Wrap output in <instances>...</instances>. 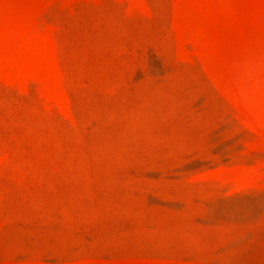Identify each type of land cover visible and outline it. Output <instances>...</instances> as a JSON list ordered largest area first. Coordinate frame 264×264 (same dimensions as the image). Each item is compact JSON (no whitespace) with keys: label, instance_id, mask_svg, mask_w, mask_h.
Segmentation results:
<instances>
[{"label":"rangeland","instance_id":"obj_1","mask_svg":"<svg viewBox=\"0 0 264 264\" xmlns=\"http://www.w3.org/2000/svg\"><path fill=\"white\" fill-rule=\"evenodd\" d=\"M0 264H264V0H0Z\"/></svg>","mask_w":264,"mask_h":264}]
</instances>
